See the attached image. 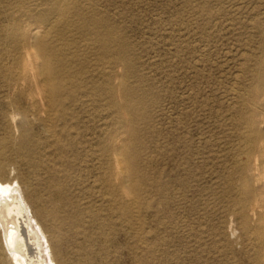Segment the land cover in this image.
Returning <instances> with one entry per match:
<instances>
[{
    "label": "rangeland",
    "instance_id": "1",
    "mask_svg": "<svg viewBox=\"0 0 264 264\" xmlns=\"http://www.w3.org/2000/svg\"><path fill=\"white\" fill-rule=\"evenodd\" d=\"M14 1L0 0V39L2 31L13 24L12 19H9L11 18L9 13L21 9L24 11L26 8L25 11L33 10L32 14L35 15L46 3V0L15 1L19 8L17 4L11 6ZM75 1L72 0V3L76 4ZM77 1L79 4L76 5L82 8V11L89 7V10L93 9L109 24L114 25L132 48L129 50V58L133 64L132 68L135 67L134 70L123 72L115 59L107 57L110 59L105 60L111 66L117 62V65H113L115 68L113 67L114 71L111 72L112 79L119 82L124 76V82L129 83L128 86L137 85L141 92L144 91L148 109L145 111L146 119L138 125L141 150L144 152L141 153L142 160L139 162H142L139 164L141 167L143 165L142 168L145 167L144 171L149 177L148 184L154 186L152 191H157L158 180L161 184H166L167 202L158 205V197L154 193L145 192L141 193L140 206L132 209L129 215L123 216L120 212H115L114 208L120 201L129 203L131 197L128 194H121L118 190H115L114 194H109L112 189L110 185L102 182L101 171L98 169L99 161L95 157L96 153L98 156V152L88 148L87 144L83 150L89 156L85 157L86 154L81 151L87 164L83 160L84 164L81 163L80 168L77 167L78 170L60 166L57 160L58 150L53 151V154H50L49 150L43 152L42 158L46 157L44 160L48 164L36 165L40 169L28 165L16 155H9L8 163L10 168H14L20 191L26 197L33 215L47 236L53 253L56 256L61 253L60 257L64 255L66 264H259L257 258L264 257V244L261 243L264 238V169H260L254 175V186L261 192L257 202L260 206L257 208L258 215L249 214L251 226L244 229L242 225L244 217L237 210L240 208L238 188L242 182V174L239 162L243 149L239 142V134L246 129L240 125L237 116L242 112L246 116L250 115V109L256 106L254 107L258 114L256 119L260 132L264 133V73H261L264 69H260L264 67V0ZM40 3H44V6H40ZM83 12L85 14V11ZM27 17L22 18L23 24L38 26L42 30L45 28L40 21ZM69 34L72 37L76 33ZM69 34V37L65 35L67 40L70 38ZM76 35L70 38L69 42L72 41L70 43L74 49L76 46L80 47L76 49L82 53L81 56L88 55L87 49L94 52L93 49H89L93 46H88L84 39L80 36L77 38ZM7 49L2 51L0 48L1 96H6L7 93L6 70H10V74L14 73L10 58L13 52L9 49L10 53H7ZM27 50L21 64L28 61L33 66L35 62H41L35 48ZM84 50L87 52L84 53ZM92 52L90 51L89 58L86 56L82 60V57H79L80 60L75 61L80 65L78 71L83 69L79 72L81 78L79 77L78 82L81 84L78 85L81 87L75 94L74 103L82 129L79 132L82 134L79 135L81 140L98 134L105 118H108L106 119L108 121L111 117L113 118L110 121L115 119L114 113L111 114L109 110L105 113L107 105L103 97H97L95 100L93 97L83 96L88 91L85 87L86 76L91 75L92 80L94 78L95 86L99 84L97 81L99 82L101 78L97 73H94L95 76L98 75L96 77L92 75V69L98 67L97 63H100L99 60L96 61ZM258 63L262 64V67L258 66L260 65ZM74 67L77 69V66ZM38 71L37 67H25L18 69L17 72L20 74L23 72L30 80V75ZM130 71L133 72L130 74ZM7 96L0 101L2 102L0 110L11 113L5 105L9 101L13 102L18 110L17 112L14 110L16 115L19 111H25L30 136L35 140L42 139L43 128L40 123L33 122L32 109L29 107L27 97L12 91ZM251 96L252 98L255 96V101H251ZM242 99L245 102L243 106ZM251 105L253 106L250 107ZM18 117L20 116H16V119ZM61 123L62 120L56 121L55 126L60 128ZM15 124L20 127L19 119L15 120ZM82 124L86 127H82ZM87 127H92L95 134L89 135L85 130ZM9 132L18 135V132L8 129L0 119V139L6 137ZM260 146H264V142ZM90 151L96 153L92 154ZM116 160L119 168L117 169L126 175L127 170L122 156L117 155ZM260 160L264 161V154H260L257 163ZM50 165L53 171L56 168L55 172H58L59 178L64 175L62 173L65 169L70 174L68 178H60L62 182L59 181L57 187H53L58 192L48 183L50 178L54 179L50 172L45 170L49 169ZM57 167L62 171L59 172ZM52 189L55 193L51 191ZM113 197L115 200H111ZM146 200L154 208H144ZM150 200L155 203H151ZM71 206H76L78 212L75 208L71 210ZM49 207L59 211L66 210L67 213L73 211L74 214H78L80 210L84 212V216L81 215L82 227L78 231L87 232L88 240L82 236L72 235L73 231L70 234L68 231L71 230L66 226L55 229L51 217L44 211ZM79 207L82 209H77ZM86 209L87 211H84ZM96 215L102 219L110 216L107 218L111 221L110 226L96 230L99 227ZM258 220L260 225L259 223L256 225ZM90 223L94 224L92 228L89 227ZM95 230L96 235L90 232ZM2 231L0 228V235ZM17 239V243L20 244L21 237ZM78 245L81 246L80 249ZM87 246L89 251H86ZM148 251L154 255L151 256ZM56 262L63 264L60 258H56Z\"/></svg>",
    "mask_w": 264,
    "mask_h": 264
},
{
    "label": "bare ground",
    "instance_id": "2",
    "mask_svg": "<svg viewBox=\"0 0 264 264\" xmlns=\"http://www.w3.org/2000/svg\"><path fill=\"white\" fill-rule=\"evenodd\" d=\"M15 1L19 2L21 0H15ZM15 1L11 3V6L17 4ZM75 2L76 4H79L77 3L78 2L77 0ZM43 4L44 3L42 4L40 3L39 5L41 6ZM76 4H73L72 0H46L45 7L43 8L41 7L42 9L39 12H37V14L35 15L32 14L33 10L25 11L26 8L24 11H21L22 9L14 10L15 11L14 13L13 12L9 13V16L11 17L9 19L10 20L12 19L11 21L13 23L12 26L10 28L4 29L1 34L2 35V38L0 39L1 50L5 51V48L7 49L9 47L7 49V53H10L8 52L9 49H12L13 52V54L10 55V58H11V68L14 69L13 71L14 73L10 74L9 73L10 70H6L7 73L6 84L8 86L6 85L5 88L7 93L6 96L0 95V101L3 100V97L7 98L8 97L7 94H9L10 91H12L13 93H18L20 95L26 96L29 102V107L30 109H32L31 118L33 122L41 124L45 138L43 136L42 138L43 140L42 139L35 140L30 136V132L26 125L27 116L25 115V111L23 112L19 111V114L16 115L14 113V110L16 112L18 110L16 109L15 104L13 102L9 101L5 105V108H9L11 110V113L9 112L6 113L0 110V119L4 122L6 127L8 129H12L13 132H18V135L9 132V134L6 135V137L0 139V228L3 230L0 235V264H57L56 258L57 259L60 258L63 264H66L64 261L65 258H63L65 257L64 255L60 257L61 253L58 254L57 256L56 254L53 253L47 236L45 235L40 224H38L35 216L33 215L26 197L22 195L20 191V186L17 183L16 177L14 175V168L13 167L10 168V164L8 163L9 155H16L22 158L23 160H25V162L28 165L30 166L34 165L36 167V165L38 166L41 163L43 165L48 164V162L46 163L45 162L46 160H44L46 157L42 158L43 152L49 150L50 154H53V151L57 152L58 150L59 157L58 156H57L58 158L56 157L57 160L60 162V164L59 162L58 164L60 166L63 165V167L66 169L67 168L76 169L77 167L80 168L81 163L84 160L83 159L84 157L82 156L81 153L83 152L84 154H86L85 157L89 156L87 155V153H85V150H83L86 148L84 146H86L87 144L88 148L94 149L96 152H98V156H97L96 152L95 154L93 153L94 151L92 152L90 151L92 154H95L96 159L99 161L98 169L101 171L102 182L105 183L107 186L110 185L112 189L109 191V194H114L113 192L115 190H118L121 194H128L131 197L129 203L125 202L124 200L120 201L117 207L114 208L115 212L118 211L123 216L129 215L132 209L134 210L136 206L138 205L140 206V202L142 201L141 193L144 194L145 192L154 193V195L158 197L157 200L158 205L167 202L165 200L166 184L163 183L162 181L161 182L163 184H161L160 181L158 180L157 191L156 190L152 191L154 186L152 184H148L149 177L146 175L144 171L145 167L142 168L143 165L141 167V165L139 164L142 162V161L139 162V160H142L141 153L143 151L141 150L142 148H141L140 133H139L140 131L138 125L141 121L146 119L147 115L145 111L146 109H148V105L146 104L147 98L144 96V91L141 92L140 88H138L137 85L128 86L129 83L126 84L124 82L125 80L123 79L124 76L122 77V81L119 82H117L115 79H112L111 76L112 75L111 72L114 71L113 67L117 65L116 64L117 62L119 63L120 69L124 70L123 72L125 71L127 72L128 70L133 69L132 61L129 58V52H130L129 50H132V48L126 42L127 40H125L123 36L118 32L117 28L114 27V25L109 24L103 18V16H100L99 14L95 13L93 9L89 10V7H87L86 10H83L85 11L84 14V12L81 10L82 8H80ZM39 5L38 7H40ZM18 7L20 8L19 5ZM14 9L16 8L14 7ZM23 17H27L31 19L34 18L35 20H38L42 24H44L45 28L42 30L38 26L31 27L28 23L23 24L22 23ZM70 32H74L78 34V36L75 34L77 38L80 36L82 39L85 40V43H87L88 46L91 47L93 46L92 48L89 47V49H93L94 52L90 50L92 52V55L95 56L96 61L99 60L98 62L101 63V64L97 63L98 67H96L95 69L91 68L93 72V73L91 72L92 75H94V73H97L101 76L100 78V80L102 79L101 82L100 80L99 82L97 81V84L98 83L99 84L95 86L93 82L94 78L92 80L91 75L89 77V75L87 74L88 75L86 76L87 78L85 77L86 78L85 87L88 88L87 91L88 95L87 93H85L83 96H87V97L90 96L89 98L93 97L95 100H97L96 99L97 97H103L104 98L103 100L106 101L105 103L107 105L106 108L107 112L105 113H108L109 110L111 114L112 113L115 114V119H113V121H110L112 120L113 117H111V119L109 118V121L106 120L108 118H105V120L101 124L102 127L100 126L101 128L98 130V132L96 130V132L98 133L96 135H94L95 131L92 127L85 128L86 132H88L89 135H94V136L89 137L88 133H86L89 138H86L84 136L85 139L84 140L82 139L83 141L80 139L81 137L79 136L82 135L79 133L80 130L82 131L81 126L79 125L80 122L79 114L74 108V103L76 101L75 94L77 90L81 87L79 86L81 82L80 84L78 82V80H80L81 78L79 72L83 71V69L80 70L79 67L80 71H78V66L80 65L76 64L77 62L75 61H77L78 59L80 60L79 57H82V60L85 59L84 57L86 56L88 57L90 51L87 49L88 55L84 57L83 55L81 56L82 53L78 52V49H76L77 46L74 49L73 45L71 44L72 41H70L71 43L69 42V40H71L70 38L75 36L73 35L71 37V34H69ZM67 33L70 35L69 40H67L65 37V35L69 37ZM129 47L131 49H129ZM28 48H35L38 51V56L41 58L40 63L35 62L34 65L32 66L27 61L25 64H21L23 57H26L27 54L26 52L28 51L27 50ZM77 48L80 47L78 46ZM87 51L84 50V53ZM107 57L115 59L117 62L116 63L114 62L115 64H112L111 66L108 63V61L105 60ZM84 61L82 62L85 63ZM78 63H80V61ZM74 66H77V69H75ZM258 66L262 67V64ZM25 67L28 68L37 67L39 71L30 75L31 79L28 80V78L24 75L23 72L21 74L17 72L18 69H24ZM260 69L262 70L264 69V67ZM117 71L119 73V70ZM137 71L134 72L136 73ZM88 72H90V70ZM132 72L133 71H130V74ZM97 74L96 76H98ZM96 76L94 75V77ZM125 77L127 76L125 75ZM128 78H126V80ZM243 99L241 102L242 106L245 104ZM249 99H248L249 102L255 101V96L253 98L251 96V101ZM0 103H1L0 105H2V102ZM247 104H248L247 108H249V103ZM250 104H252V102ZM252 106L253 105H251L250 107ZM254 107L250 109V115L246 116L245 113L242 112L237 116V120L240 123V125L241 126L243 125L246 129V131L241 132L239 134V142L243 149L241 150L240 153L242 157H241V161L239 162L240 174H242V182L240 187L238 188V194H239L238 203L240 205V208L239 210H237L239 211V214L242 217H244L242 223L244 229H247L248 227L251 226L248 215L249 214H251L252 216L258 215L257 208H259L260 206L257 205L258 204L257 202H258V197L261 195V192L260 189L254 186V175L255 172L259 171L260 169H264V161L260 160V162L257 163L260 154H264V146H260V144L264 142V133L260 132L261 130L259 128V122L256 119L258 114L255 112ZM16 116H20L17 118L21 122L20 127L19 126L17 127V125L15 124V120H17ZM108 116L110 115L108 114ZM60 120H62L61 126L60 128H57V126H55L56 121H60ZM82 127H86V126H83L82 124ZM40 133L41 132H39V134ZM47 154L50 156L49 152ZM117 155H121L123 158V162L127 170L126 175H123L118 170L119 169L118 161L116 160ZM41 158L43 159V161ZM49 159L51 160L52 158L50 157ZM84 162L87 164L85 160ZM47 167L49 166H44V168ZM88 167H90V165ZM114 167H116L115 171H114ZM78 168L76 170H78ZM66 169L64 173H62L64 175L63 176L61 175L63 178L66 177L68 178V175H70ZM45 170H48L51 176L54 178L53 180H51V178L49 179L48 181L49 185L52 188L53 187L56 188L57 185L59 184V181H61L60 178L62 177L59 178L58 172L57 173L55 172L56 168L53 171L51 165L49 169L47 168ZM58 170H60V168H58ZM61 171L62 170H60L59 172ZM71 177L73 178L72 175ZM53 189L51 191H53ZM54 190L57 191L56 189ZM103 194L100 195L103 196ZM46 197L49 200L48 198L49 195ZM112 199H114V197L111 198V200ZM153 202L155 203V201L152 200L151 203ZM48 203L50 204V201ZM144 205H145L144 208L153 207V205L150 206V202H148V200H146V203ZM75 207H72L71 210H73V208ZM77 209L80 210L82 208L79 207ZM110 210L111 212L114 213L111 207ZM44 211L47 216L51 217L52 220L51 219L50 220L52 221L53 227L55 229L66 226L71 230L68 231L70 232V234L73 231L72 235L75 234L76 236H82L86 239L89 236V234H87V232L85 233L84 230L78 231L82 227L81 215L84 216L83 214L84 212L82 213L81 210L80 211L82 214L80 213V211L78 214H74L73 211H71L72 213L71 212L67 213L66 210L59 211V210H55L54 207H49ZM84 211H87V209ZM103 211L106 212L105 209ZM97 212L98 211H96V213ZM91 214H92L91 216H93V213ZM95 217L99 221L97 222L99 227L96 230H98L99 228L101 229L103 227L110 226L109 222L111 221H108L107 219L110 216H107V218L105 216V218L103 219L98 218L97 215ZM84 220L83 223L86 221ZM258 223L260 225L259 220L256 222V225H258ZM90 224L91 226L89 225V227L92 228L94 224L93 223ZM96 230L90 232L94 233L96 232ZM57 231L60 232V230ZM98 232L100 233V230ZM94 235L96 234L94 233ZM17 237H21L20 244L17 243L18 240ZM74 238L75 237H73V239ZM56 239L58 240L57 237ZM104 243L106 245V242ZM261 243L264 244V238H262ZM105 245L103 246L105 247ZM79 246L80 245H78V247ZM132 247L134 246L132 245ZM132 247H130V249ZM142 249L143 248H141V250ZM84 250H86V248ZM103 250L105 251V249ZM86 251H89L88 246ZM143 251L147 252V250H143ZM82 253L84 254V252ZM106 253L107 252H105V254ZM153 255L151 253V256ZM88 258H92V257H88ZM257 260L259 264H264V257L260 258L259 256Z\"/></svg>",
    "mask_w": 264,
    "mask_h": 264
}]
</instances>
